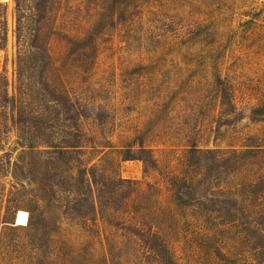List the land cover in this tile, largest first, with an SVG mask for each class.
<instances>
[{
    "label": "rangeland",
    "instance_id": "rangeland-1",
    "mask_svg": "<svg viewBox=\"0 0 264 264\" xmlns=\"http://www.w3.org/2000/svg\"><path fill=\"white\" fill-rule=\"evenodd\" d=\"M1 3L8 93L19 51L20 101L67 154L28 172L6 136L0 264H264V0H23L18 45Z\"/></svg>",
    "mask_w": 264,
    "mask_h": 264
},
{
    "label": "trees",
    "instance_id": "trees-1",
    "mask_svg": "<svg viewBox=\"0 0 264 264\" xmlns=\"http://www.w3.org/2000/svg\"><path fill=\"white\" fill-rule=\"evenodd\" d=\"M2 0H0V49L3 48L6 44L7 40V18H6V8L1 3ZM23 0H14L15 3V15H16V28H15V34H16V42L17 45L20 42V11H21V2ZM22 60V55H20L18 51L17 55V67H19V70L16 74V79L18 83V87L16 89V94L9 95L8 93V82L5 77V75L0 72V152L3 151V144L5 141L6 136H8L9 133L12 131H15L17 141L19 143V146L21 147V150L19 152V156L16 159L17 164L21 165L24 163L25 157H30V159L25 163V166L28 168V172H30L31 167V160L33 155H65L67 154L66 149H59L54 143H51L49 140L48 135L46 134V130L43 128L38 127L39 122L41 120L40 116L33 111V109H30L27 107L20 99L24 97L25 90L23 89V86L20 87V79L22 78V72L20 69ZM225 99V100H224ZM223 102L226 103V95H223ZM228 100V98H227ZM225 103H223L225 105ZM229 103V101H228ZM70 148H77V147H70ZM139 152L143 154H148V151L141 149ZM245 152H237V151H230L229 155L232 157V164L233 169L235 168L238 160L241 159L242 155H245ZM136 160L140 162H144L143 159L140 157H137ZM91 172V176L93 177V171L89 170ZM89 172V173H90ZM79 179H80V186L78 189H76L77 196H83L82 199H73V203L71 205V208L69 210L75 209L78 212L80 209L84 206H88V213L91 214V212H95V206H94V198L92 195V190L90 188V184L88 182V185L85 186V177H86V171L80 170L79 172ZM1 176V175H0ZM261 179V178H259ZM258 179V181H259ZM263 180V178H262ZM63 181V180H62ZM64 184V181H63ZM93 184V183H92ZM5 192V188H3V185L0 183V214L1 210H4L5 213V219L7 218L8 214H12L11 210V199L4 200L3 193ZM4 204V206L2 205ZM3 206V208H2ZM83 215V213L81 214ZM243 216L246 215L242 214ZM231 217H233L231 215ZM0 219V225L7 223L5 221L1 222ZM11 225H14V221L12 218V221L10 222ZM17 227V226H15ZM158 236L151 235V242L157 243ZM158 246H152L151 250L154 253H160L158 252ZM162 258L161 264H173L172 261L169 259L168 256L165 254L159 255Z\"/></svg>",
    "mask_w": 264,
    "mask_h": 264
},
{
    "label": "water",
    "instance_id": "water-1",
    "mask_svg": "<svg viewBox=\"0 0 264 264\" xmlns=\"http://www.w3.org/2000/svg\"><path fill=\"white\" fill-rule=\"evenodd\" d=\"M16 226V225H15ZM18 226V225H17Z\"/></svg>",
    "mask_w": 264,
    "mask_h": 264
}]
</instances>
